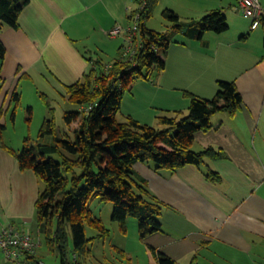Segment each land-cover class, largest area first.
<instances>
[{"label": "crops", "instance_id": "obj_1", "mask_svg": "<svg viewBox=\"0 0 264 264\" xmlns=\"http://www.w3.org/2000/svg\"><path fill=\"white\" fill-rule=\"evenodd\" d=\"M219 3L206 9V14L225 7ZM261 7L263 19L254 31L248 22L235 25V29L228 26L227 20L240 17H224L227 29L221 33L207 31L201 38L179 33L182 38L166 51L163 72L153 79L134 81L126 92L129 100H135L126 115L146 125H154L160 111L186 113L190 100L185 92L212 100L220 81L233 82L242 100L234 116L219 112L211 118L210 130L194 135L193 151V147L195 152L210 148L222 152L223 157L206 159L200 166L186 165L173 173L134 166L165 205L159 218L160 232L144 238L146 264H158L159 254L172 264H193V259L196 264H264ZM135 9L133 0H28L18 16V27L0 32L6 53L0 62V106L9 103L21 81L34 77L61 90L65 97L64 87L80 80L89 69L91 62L86 58L104 62L102 57L109 53L117 58L124 55L123 47L129 41L126 32L133 24L129 17ZM199 18L180 17L185 22ZM116 27L122 29L121 34L110 37L108 32ZM145 27L153 30L146 22ZM22 73L27 78L19 81ZM208 169L219 175L217 183L206 179ZM39 191L35 174L20 171L16 160L0 148V211L5 220L0 228H32ZM1 254L0 264H23L22 259L7 260Z\"/></svg>", "mask_w": 264, "mask_h": 264}, {"label": "trees", "instance_id": "obj_2", "mask_svg": "<svg viewBox=\"0 0 264 264\" xmlns=\"http://www.w3.org/2000/svg\"><path fill=\"white\" fill-rule=\"evenodd\" d=\"M133 1L142 7L138 10L141 45L134 54L122 55L109 63L86 58L91 62L87 72L77 82L64 87L67 102L77 107L63 117L67 129L76 124L70 132L72 136L64 133L58 137L52 116L44 121L39 135H52L53 143L31 145L25 139L21 150L15 152L1 138L5 129L1 118L10 105L6 109L4 104L0 106V148L16 160L20 171H32L43 184L34 203L33 229L38 236L35 238L42 236L46 250L57 256V264H84L82 259L91 254L95 240L109 236L108 230L89 209L91 199L113 203L112 219L120 225L128 216L135 218L141 238L160 232L159 218L165 205L134 172L133 166L142 163L154 170L165 169L173 173L186 165L200 166L206 159L212 161L223 157L222 152L216 153L210 148L193 151L194 135L212 128L213 115L224 112L234 116L242 107L235 84L220 81L212 100L185 92L190 100L186 113L160 111L154 125L139 123L129 115L123 120L116 119L129 86L136 80H149L152 74L160 75L165 68L166 51L174 42L170 32L145 27V20L152 15L158 0ZM27 2L0 0V32L5 27H18V16ZM165 16L170 30L188 38H201L207 31L221 33L227 29L220 10L186 22L171 11H165ZM5 54L0 42V62ZM23 78H27L25 73L19 81ZM2 84L0 76V88ZM19 103L20 94L14 89L9 97V104L14 105L13 113ZM51 154L57 155L58 161L49 158ZM204 175L212 183L220 180L219 175L209 169ZM86 225L100 233L87 237ZM69 232L73 244L71 253L68 250ZM37 251L25 254L22 263H43L38 259ZM156 260L158 264H172L162 254L156 255ZM193 264H196L195 259Z\"/></svg>", "mask_w": 264, "mask_h": 264}, {"label": "rangeland", "instance_id": "obj_3", "mask_svg": "<svg viewBox=\"0 0 264 264\" xmlns=\"http://www.w3.org/2000/svg\"><path fill=\"white\" fill-rule=\"evenodd\" d=\"M219 2H223L222 4H225L223 5L225 7L220 9L224 17L241 18H236L235 20L226 19L228 26L230 24L234 28L235 25H241V23L244 22H248L249 25L250 21L248 19H243L242 14L236 8L237 0H158L152 10V15L149 19L145 20V22L148 23V27L155 31L170 32V39L172 41H177L182 37L174 30H170V23H168L164 18L166 17L165 11L174 12L178 17H202L206 14V9L214 8L213 6L219 5ZM260 3L264 7V0H260ZM228 4L232 5L229 6ZM231 22H234V24H231ZM229 33L233 34V32ZM251 33L249 35H251ZM261 36L262 34H260V43L264 44V37ZM244 37L247 38L248 34ZM120 40L122 43V39ZM159 54H162L161 51H159ZM102 58L105 63H109L117 59L116 55L113 53H109L108 56H104ZM155 77V74L150 76L151 79ZM60 91H57L54 87L45 84L44 81L37 77L32 78L31 81H21L16 87V92L21 96V100L16 111L13 113L12 108L14 105L9 104L8 101H6L3 105L4 109H6L9 105L10 107L1 118V123L5 125V129L1 133L2 142L6 146L12 148L15 152H19L21 150L25 139H27L31 145H36L37 143H53L54 139L52 135H39L44 121L46 119H50L52 116L56 123L57 136H63L64 133L72 136V133L70 132L72 129H75L76 126L71 125L68 130L63 117L65 113L74 112L77 107L67 102L66 97H64V94ZM129 99V95H127V93L124 94L121 102V108L116 115V119L123 120L126 114L132 111L130 110V102L134 103L135 100ZM193 148L195 151L196 148ZM49 158L58 161V157L55 154L49 155ZM134 166L133 170L135 172ZM145 166L149 167L148 165ZM136 174L141 177L138 173ZM39 185L40 190H42L43 184L40 181ZM88 205L93 217L98 218L101 221L103 227L108 230L109 236L106 238L101 237L95 240L91 246V254L82 259L84 264H137V262L146 264L145 258H143L146 256V247L144 245L145 240L140 237L137 220L128 216L124 224L120 225L117 221L112 219L113 203L101 202L99 199H91ZM0 223H5L3 213H1V211ZM29 229L24 230L26 232L35 233L33 226ZM99 233L100 231L92 226H85V235L87 237H95ZM40 240V247L37 251L38 259L42 260L43 264H57V256L50 254L46 250L42 236L40 237ZM72 246V237L69 232L68 250L70 253ZM1 255L3 256V254ZM128 257H130V260H128ZM136 257H140V259H136Z\"/></svg>", "mask_w": 264, "mask_h": 264}, {"label": "built area", "instance_id": "obj_4", "mask_svg": "<svg viewBox=\"0 0 264 264\" xmlns=\"http://www.w3.org/2000/svg\"><path fill=\"white\" fill-rule=\"evenodd\" d=\"M237 7L245 19L250 21V31L260 27L263 9L260 0H237ZM142 7L136 6L135 12H132V26L126 32L129 37L128 43L123 47L124 56L133 55L141 45L138 37V10ZM122 29L116 27L108 32L110 37L120 35ZM137 37L135 40L134 38ZM40 247V240L33 237L30 232L17 229L12 226L0 229V252L7 260L19 261L25 254L31 255ZM43 264V263H41Z\"/></svg>", "mask_w": 264, "mask_h": 264}, {"label": "water", "instance_id": "obj_5", "mask_svg": "<svg viewBox=\"0 0 264 264\" xmlns=\"http://www.w3.org/2000/svg\"><path fill=\"white\" fill-rule=\"evenodd\" d=\"M185 31V30H184Z\"/></svg>", "mask_w": 264, "mask_h": 264}]
</instances>
